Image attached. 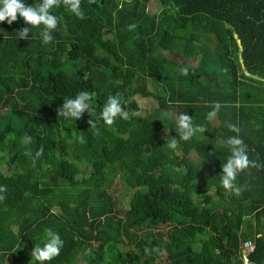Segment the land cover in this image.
<instances>
[{
  "label": "trees",
  "instance_id": "obj_1",
  "mask_svg": "<svg viewBox=\"0 0 264 264\" xmlns=\"http://www.w3.org/2000/svg\"><path fill=\"white\" fill-rule=\"evenodd\" d=\"M158 1L151 13L150 0H82L83 20L53 9L59 26L48 45L38 29L18 39L30 27L22 18L0 23V264H31L46 228L64 241L50 264H243L249 240L250 264H264V169L237 178L247 185L239 197L219 177L229 155L222 141L235 135L229 121L249 158L264 163V0ZM154 87L164 95L147 120L100 119L109 95L119 93L131 114L141 109L127 99L153 97ZM80 91L95 93L94 117L59 118L65 97ZM215 102L222 107L208 123ZM180 113L208 131L171 150ZM117 176L122 192L111 187ZM155 247L159 254H145Z\"/></svg>",
  "mask_w": 264,
  "mask_h": 264
},
{
  "label": "clouds",
  "instance_id": "obj_2",
  "mask_svg": "<svg viewBox=\"0 0 264 264\" xmlns=\"http://www.w3.org/2000/svg\"><path fill=\"white\" fill-rule=\"evenodd\" d=\"M88 2L89 4H95L97 0H88ZM61 6L76 18L80 20L85 18V13L82 9V0H38L35 6L26 5L22 0H0V23L7 22L8 25H12L17 22L18 17L22 18L24 23L30 27H24L18 30V39L28 40L32 30L38 29L42 43L48 45L54 41L53 33L57 31L59 26L58 17L50 14V12ZM135 27L134 24L129 25L130 29H134ZM181 74L185 76L189 74L187 66L181 70ZM94 95L95 93L89 91H80L74 97H65L64 103L57 109L58 117L64 118L66 121H77L86 112L94 117ZM122 101L123 97L119 93L107 97L106 103L103 105L100 113V119L107 126H113L117 118L124 120H128L130 116L143 118L141 111H133L131 114L126 111ZM210 107L211 110L206 114L208 123L216 120L222 106L219 102H215ZM165 116L167 118H173L171 114L166 113ZM174 119L176 125L175 131L179 135V140L173 137L167 138L165 146L171 150H176L180 142H189L193 138H198L199 135H203L208 131L206 126L194 124L193 118L187 113H180ZM88 123L91 129L96 128V121L94 119H90ZM226 127L230 132L235 133V135L229 136L222 141L228 149L229 155L221 165L222 174L219 176L220 183L226 194L239 197L243 191L247 190V185L237 184V178L244 173L250 174L252 169H264V163L249 158L248 146L242 140L240 136L241 128L237 124L229 121L226 123ZM79 140L81 143L85 142L83 135L79 137ZM21 143L25 146L30 145L32 138L26 134L22 137ZM43 151V147H41L35 153L34 160L39 159L43 155ZM25 155L31 157L32 153L31 151H26ZM209 155H213V153ZM6 191V186H0V201L6 199V196L3 195ZM100 219L103 220L104 217ZM44 238L45 242L43 245H35L33 251L30 253L32 257L31 264L33 262H36V264H50L54 258L60 255L64 241L59 233L54 232L50 228H46L44 229ZM74 239H79V237L74 236ZM160 252L161 249L158 247L151 249L145 248V254L149 256L153 253L159 254Z\"/></svg>",
  "mask_w": 264,
  "mask_h": 264
},
{
  "label": "rangeland",
  "instance_id": "obj_3",
  "mask_svg": "<svg viewBox=\"0 0 264 264\" xmlns=\"http://www.w3.org/2000/svg\"><path fill=\"white\" fill-rule=\"evenodd\" d=\"M160 9L161 6L159 4V1L158 0H150L149 4H148V10L149 12L151 13H154L157 9ZM107 33V31H106ZM178 60H180L181 62L183 63H187V60H185V58H181V57H177ZM188 60H190L192 63L193 61L191 60V58H187ZM194 64V63H193ZM151 88V87H150ZM154 89L156 90V94H154L153 97H150V98H144V97H141L139 95H135V96H132L130 99H127L128 103L129 102H135L137 104V106L141 109L140 111L143 113V117L145 120L148 119V116L150 115L151 111L154 109V108H157L158 107V103H157V96L158 95H164V92L162 91V89L160 87H154ZM4 114L8 113V111L5 109L3 111ZM74 152V156L77 157L78 156V152L76 151H73ZM192 157L193 159L196 161V162H199L200 159L197 158L195 156V154H192ZM67 171H68V174H71L74 169L72 168H68L67 167ZM111 187L113 189H115L116 191L118 192H122L124 190V187L126 186V184L120 179L119 176L115 177L114 179V182H111ZM136 190L133 189V193L135 192ZM130 199V196H126V201L124 202V207H123V210H127V208L130 207V203L129 200ZM24 211V207L23 205H19V207L17 208V210L15 211V215H19L21 212ZM123 213V211H122ZM107 238L105 237V240ZM16 253V252H14ZM88 259V256L86 255L84 258H80V261L79 262H82V263H85ZM11 262L9 261V263L7 264H10Z\"/></svg>",
  "mask_w": 264,
  "mask_h": 264
},
{
  "label": "built area",
  "instance_id": "obj_4",
  "mask_svg": "<svg viewBox=\"0 0 264 264\" xmlns=\"http://www.w3.org/2000/svg\"><path fill=\"white\" fill-rule=\"evenodd\" d=\"M255 245L252 241H245L241 245V259L243 264H250L249 255L254 251Z\"/></svg>",
  "mask_w": 264,
  "mask_h": 264
}]
</instances>
